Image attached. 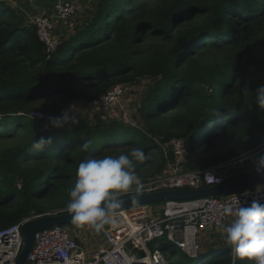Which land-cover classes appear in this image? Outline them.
Returning a JSON list of instances; mask_svg holds the SVG:
<instances>
[{
  "label": "trees",
  "instance_id": "obj_1",
  "mask_svg": "<svg viewBox=\"0 0 264 264\" xmlns=\"http://www.w3.org/2000/svg\"><path fill=\"white\" fill-rule=\"evenodd\" d=\"M91 6L48 58L21 9L0 0V230L66 209L77 166L87 158L139 147L145 160L134 161L135 171L148 180L172 161L165 145L179 138L190 170L231 162L229 182L255 172L264 155V108L255 102V89L264 85V0H94ZM145 78L152 84L130 122L49 123L74 102L96 104L116 85ZM41 137L52 143L33 149ZM84 140L91 141L88 151L80 148ZM165 254L171 262L178 252ZM178 255L171 264L235 258L225 242L198 262Z\"/></svg>",
  "mask_w": 264,
  "mask_h": 264
},
{
  "label": "built area",
  "instance_id": "obj_2",
  "mask_svg": "<svg viewBox=\"0 0 264 264\" xmlns=\"http://www.w3.org/2000/svg\"><path fill=\"white\" fill-rule=\"evenodd\" d=\"M76 12L77 5L73 1L61 0L56 4L53 14L40 13L29 17V24L35 27L39 40L46 45L48 58L63 42V38L54 33V19L67 20ZM128 91V84H118L93 105L113 107ZM34 113L39 118V114L43 115L41 112ZM165 146L173 154L172 161L159 175L142 181L143 190L140 193L207 188L227 182L225 174L231 162L190 170L185 162L186 142L183 139L173 138ZM258 185L264 186V182ZM258 185L227 195L169 200L163 204L114 211L115 223L98 233V248L91 253L85 248L90 226L80 227V230H86L82 237L77 235L80 243L67 225L42 230L36 233L34 246L25 264H171L165 256L168 250L177 251L178 248L189 258L211 254L212 249L204 246L203 239L209 233L222 230L233 219L223 214V206L238 202L247 205L254 199L264 202V188L258 191ZM125 196L128 195H122ZM63 213H68L67 208L31 215L0 230V264H16L24 245L22 226L25 222L44 215ZM160 239L164 241L153 244Z\"/></svg>",
  "mask_w": 264,
  "mask_h": 264
},
{
  "label": "clouds",
  "instance_id": "obj_3",
  "mask_svg": "<svg viewBox=\"0 0 264 264\" xmlns=\"http://www.w3.org/2000/svg\"><path fill=\"white\" fill-rule=\"evenodd\" d=\"M255 92L256 104L264 108V85L258 86ZM49 123L52 127L60 128L77 124L78 120L69 110L58 117H49ZM51 143V137H41L33 143L32 148L41 150ZM90 146L91 141L84 140L80 148L88 151ZM144 160L145 154L139 147L118 156L82 160L77 166L75 184L68 191L66 207L72 214L73 223L77 227L90 226L97 233L106 225H113L114 211L124 203L122 195H128L135 202L143 190L134 161ZM255 171L264 174V155L257 159ZM262 188L264 186H257L258 191ZM222 211L224 215L233 217L224 227L225 244L235 253L232 264H236V260L264 264V202L254 199L247 205L228 203Z\"/></svg>",
  "mask_w": 264,
  "mask_h": 264
},
{
  "label": "water",
  "instance_id": "obj_4",
  "mask_svg": "<svg viewBox=\"0 0 264 264\" xmlns=\"http://www.w3.org/2000/svg\"><path fill=\"white\" fill-rule=\"evenodd\" d=\"M264 182V174L253 172L247 176L238 178L224 184H217L207 188L198 189H165L153 192L139 193L138 199L133 202L129 196L121 197L124 200L123 205L117 210L131 208L141 205L161 204L169 200H191L207 196L227 195L232 192L241 191ZM72 214L70 212L63 214L44 215L33 218L25 222L22 226L24 234V245L22 251L16 261V264H25L28 254L34 246L36 233L52 228L57 225H73ZM80 243V238L75 237Z\"/></svg>",
  "mask_w": 264,
  "mask_h": 264
},
{
  "label": "rangeland",
  "instance_id": "obj_5",
  "mask_svg": "<svg viewBox=\"0 0 264 264\" xmlns=\"http://www.w3.org/2000/svg\"><path fill=\"white\" fill-rule=\"evenodd\" d=\"M152 84L151 78H145L143 79L139 84H128L129 91L122 96L120 101L117 103V105L110 107V108H100L98 105H85L83 102H74L70 105V107L66 110L69 111L77 118V119H89L92 123H98V122H110L112 120H123L124 122H130L131 117L134 114H137L136 110L138 108L139 103L141 102L142 98L146 94V91L148 89V86ZM43 114V113H42ZM32 116H36L35 113L31 114ZM121 117H119V116ZM40 118L45 117V114L40 115ZM43 120V119H42ZM44 120H46L44 118ZM126 122V123H127ZM142 180H145L142 178ZM141 180V181H142ZM163 204V203H162ZM230 223V222H229ZM228 223V224H229ZM110 226V225H109ZM109 226H105V228H108ZM70 230L73 232L75 236L79 235L82 237L86 233V230H80V227H77L75 224L68 225ZM84 228V227H81ZM104 228V229H105ZM100 233V232H99ZM98 233L94 231L92 228L90 229V233H87L88 236V243L87 246L85 245V248L89 249L90 251H94L98 248V245L96 243ZM164 241L163 239L155 241L153 244H157ZM224 243V228L216 233H209L206 235V237L203 239V244L206 248L212 249L211 254H214L216 250H218L219 244ZM209 243L212 245H209ZM215 245V246H214ZM178 254L182 253L177 248ZM178 254H172L169 257H171V262L177 260L179 257ZM166 255V254H165ZM202 255L195 258H190L191 262L193 259L200 261L201 258L208 256ZM168 256V255H167ZM199 259V260H198Z\"/></svg>",
  "mask_w": 264,
  "mask_h": 264
},
{
  "label": "crops",
  "instance_id": "obj_6",
  "mask_svg": "<svg viewBox=\"0 0 264 264\" xmlns=\"http://www.w3.org/2000/svg\"><path fill=\"white\" fill-rule=\"evenodd\" d=\"M9 4L14 7L21 9L25 17L29 19L30 16L40 13H47L49 15L54 13L56 4L61 0H6ZM77 5V12L75 15L67 20L54 19V33L56 35L64 38L72 37L76 31L77 27L83 24L86 20L87 13L86 10L92 8V2L94 0H70ZM89 253L95 252L90 251Z\"/></svg>",
  "mask_w": 264,
  "mask_h": 264
}]
</instances>
